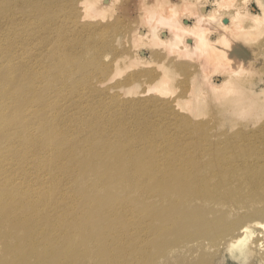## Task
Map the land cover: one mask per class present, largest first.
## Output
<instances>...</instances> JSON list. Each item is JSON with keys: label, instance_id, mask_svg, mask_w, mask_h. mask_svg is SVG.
Instances as JSON below:
<instances>
[{"label": "bare ground", "instance_id": "obj_1", "mask_svg": "<svg viewBox=\"0 0 264 264\" xmlns=\"http://www.w3.org/2000/svg\"><path fill=\"white\" fill-rule=\"evenodd\" d=\"M116 1L0 0V21L2 23L9 18L18 20L20 27L12 29L9 32L11 35L21 32L31 35L33 41L47 40V43L51 36L43 31L46 26L62 27L61 31H71L74 39L60 40L56 46L71 51L72 55L81 54L82 49L92 50L95 53L92 61L103 54L96 41L102 40L104 35L111 37L116 44L125 37H131L134 44L131 62L134 64L142 65L146 61L147 57L139 49L142 45L154 51L165 47L190 56L197 54L196 60L200 59L202 67L210 68L211 73L218 70L221 74L220 84L216 85L211 80V74L207 75L206 83L214 89L225 86L234 91L228 96V101L238 99L240 87L256 79L254 67L261 63L258 51L264 46L263 0H257L261 12L256 14L240 3L243 0H135L138 15L131 21L127 18L121 22L119 30L115 24L120 16H105L109 13L111 17V12L117 8ZM25 11H30V15H24ZM37 23L42 27L41 31L35 29ZM109 44L112 46V43ZM176 44H180L179 49L174 48ZM103 46L109 48L105 44ZM31 48L32 42L23 39L0 43V264H48V253L55 250L59 258L54 264H110L107 258L97 260L89 253L92 243L97 240L110 245L109 241L114 240L119 247L125 248L127 244L122 241L125 233L102 229L101 225H95L96 218L106 217L105 214L126 213L124 223H129L132 213L125 211L123 204H111L103 211L94 208V216H80L75 214L79 213L76 211L66 215L57 213L55 204L70 205L74 210L79 204L93 206L97 196L94 189L102 180H108L126 193L132 192L135 197L146 194L149 190L147 184L146 189L135 192L142 189L144 179L146 181L149 175H153V172L149 174L137 166L146 156L131 157L133 150L139 147L138 153H142L143 149L151 151L155 160H148L154 165L157 162L159 169L171 165L165 172L158 171V176L154 172L155 176L149 178L157 182L153 193L156 202L174 201L176 223L188 214L183 210L182 203L192 201L200 205L202 200L213 198L218 200L222 212L230 217L229 221H223L215 214L216 217L205 219L210 212H203L193 219L201 222L199 236L187 240L184 234H176L167 245L169 249L174 250L177 244L184 243L180 250L187 255L188 262L194 260L196 264H211L222 248L237 251V246L244 243L246 237L251 239L252 251L260 244L264 245V204L246 209L240 203L246 199L243 190H236L238 195L232 191L221 194L223 190H219L220 187L230 188L232 177L238 178L237 185L252 189L264 183V160H260L264 159V148L253 143L244 144L237 146V150L227 151L225 157L216 158L209 167L189 168L204 156L194 149L186 155V160L191 163L172 166V161L180 160L176 154L174 158L165 145L156 146L149 141L152 138H147L149 140L144 144L134 143L136 137L123 123L117 141L114 140L116 151L110 153L111 137L101 134L113 130L108 120L119 104L109 97L113 95H99L95 91L104 79L95 80L92 77V86L89 87H64L67 84L66 75L75 72L74 66L79 63V60H73L71 53L68 55L65 52L62 54H67L66 58L59 55V62L63 61L61 64L65 63V67L60 68L59 62L47 64L44 79L29 77V71L24 67L15 71L16 67L12 66L21 62H31L38 70L42 69L47 58L43 53L27 54L22 51ZM6 52L12 53V57L5 58L3 55ZM81 60L87 61L84 57ZM103 67L98 70H103ZM112 67L116 73L118 64ZM51 70L57 74L55 83L46 81ZM117 95L114 93V96ZM56 99L62 103L53 108L52 102ZM184 101L189 106H195L190 98ZM90 104H98L101 108H88L91 114L83 117H90L93 128H97L94 134L90 131L84 140H77L74 137L81 125L72 122V118L85 113ZM198 110L201 112L202 106ZM95 134L99 141L94 144ZM42 146L46 149L42 150ZM127 151L130 154H126ZM162 151L170 161L160 156L163 153L156 155ZM209 188L214 190L205 191ZM184 190H187L184 196H172ZM79 218L86 224L94 225V232H88V238L84 234L81 240L77 239L84 242L85 247L88 245L85 252L78 247L79 242L72 241L78 226L74 227L71 223ZM126 231L136 237L140 232L139 227L132 224H128ZM180 250L174 253L183 255Z\"/></svg>", "mask_w": 264, "mask_h": 264}, {"label": "rangeland", "instance_id": "obj_2", "mask_svg": "<svg viewBox=\"0 0 264 264\" xmlns=\"http://www.w3.org/2000/svg\"><path fill=\"white\" fill-rule=\"evenodd\" d=\"M134 1L117 0L118 6L116 5L117 8L111 12V17L109 13L105 15L109 18L120 16V20L115 24L118 30L122 27L121 22L128 19H130L128 21H131L138 15ZM240 3L245 4L254 14L261 12L257 0H243ZM16 8L19 9L18 7ZM23 13L28 16L31 12L25 11ZM1 17L2 15L0 14ZM19 27L18 20L9 18L2 23L0 21V32H2L0 43L8 44L21 39L23 41L29 40L32 42V48L22 51L27 54L32 52L43 53L44 58L47 59L42 69L38 70L31 62H21L12 66L16 67L15 71L24 67L29 71L27 74L29 77L40 76L41 79H44V75L47 73V64L59 62V55L64 52L67 54L71 53L72 55L71 51L62 50L56 46L60 40L74 39L71 36V31L63 32L61 31L63 30L62 27H57L56 25L49 27L47 25L45 30H43L50 33L47 36H51L48 38L47 43V40L33 41L31 35H25L21 32H18L19 35H11L9 33L12 29H18ZM35 27L36 30H42V27L38 23ZM101 39H98L96 43L99 44L100 51H103V54L94 61L92 60L95 53L92 50L88 52L86 49L81 50L80 48L78 50H81V54L72 55L73 60H79V63L74 66L75 72L69 76L66 75L65 81L67 84L64 87H70L71 89L89 87L92 86L90 82L92 77L95 80L104 79L101 86L95 88V91L99 95H113L109 97L119 104L111 112L110 119L108 120L113 130L110 133L101 134L103 137H111L113 144L109 150L110 153L116 151L114 148L117 141L116 137L123 123L128 126V129L136 137L133 140L134 143L144 144L146 140H149L147 138H152L149 141L155 145H165L174 158L176 154L180 160L176 162L172 161V166H176V163H191L192 161L186 160V155L194 149L201 151L204 156L201 161L191 165L189 168L195 166L209 167L216 158L225 157L227 151L231 149L237 150V146L244 144L253 143L258 147L264 148V46L258 51L261 54L259 61L261 63L254 67L256 79L243 86L244 89L240 87L238 99L228 101V96L234 94V91L228 90L225 86H217L218 89L209 86L206 83L208 79L207 75L211 74V80L218 85L221 82V74L217 69V71L211 73L209 72L210 68L202 67L200 59L196 60L197 54H191L192 56H190V54H185L178 50L172 51L165 47L154 51L141 43L145 47L140 46L139 49L143 52V56L147 57L145 59L147 64L144 65L145 61L142 62V65L138 63L137 65L131 62L134 46L131 37L121 39L118 44L113 42L111 37L107 35L101 36ZM109 43H112V46ZM104 44L109 48H105ZM175 46L174 48L176 49L180 48V44H176ZM67 54H62L61 56L66 58ZM12 55V53L6 52L3 56L8 58L12 57ZM81 56L87 61L81 60ZM44 58L42 59L44 60ZM116 61L117 63H115ZM62 62L58 63L60 68L65 67V63L61 64ZM84 64H87V67H83ZM113 64H118L119 66L116 73L112 67ZM100 66H104L103 70H98ZM54 71L51 70L49 72L46 78L47 82L55 83L57 81L55 77L57 74H54ZM83 71H85V74ZM87 72L93 75L87 76L89 75ZM218 74L220 76H217ZM215 78H218V80ZM114 93L118 95L114 96ZM185 98H190V101L195 106H189L184 101ZM61 103L60 99L54 100L52 102L53 108H58ZM199 106H202L201 112L198 110ZM72 107L76 106L73 105ZM96 107L101 108L98 104H90L85 113L72 118V122L81 125L75 134V139L84 140L90 131H93L94 134L97 126L93 128L91 118L83 116L91 114V110L88 108ZM93 136L95 137V144L99 140L96 139L97 134ZM115 139L116 141L114 142ZM206 144H209V146ZM45 149V146H42V150ZM139 149L141 148H135L131 157L136 158L137 156L138 158H142L146 156L144 159H141L137 166L149 174L153 172V175L151 174L147 177V182L144 179L142 189L135 192L146 189L147 184L149 190L146 194L135 197L131 195L132 192L126 193L121 189L119 190L108 180H102L94 189L97 192V196L96 204L93 202V206L90 204H79L76 206L77 210H74L70 205L56 203L55 209L57 213H64L66 215L76 211L79 213L75 214L80 216H94L93 209L96 207L103 211L111 204L113 206L123 204L126 209L125 211L132 213L129 223H124L126 213H117L113 216L105 214L106 217L96 218L95 225H101L102 229L106 228V230L111 229L110 231L119 230L124 232L125 235L122 241L127 244L125 248H121L112 240L109 241L110 248L109 244L95 240L92 243L94 251L91 249L89 253L95 255L97 260L99 258H107L110 264H196L194 260L188 262L187 255L180 250L184 243L177 244L174 250L169 249L167 245L173 241V237L176 234H184L187 240L198 237L201 222L194 221L193 219L203 212H210V214L206 215L205 219L216 217L215 214H218V219L223 221L230 220L229 214L222 212L221 205L215 198L202 200L200 205L192 201L189 203L190 201H188L187 203H182L184 205L183 210L188 211V214L183 215L181 222L176 223L173 208L174 201L165 203L156 202L153 193L157 182L149 178L150 176H155L154 172H156L157 176L158 171L160 173L165 172L171 165L166 166L165 169H159L158 166L160 165L157 162L154 165V162L148 160L149 158L155 160L151 151L143 149L142 153H138ZM160 153H163L160 156L165 161H170L165 151L158 152L156 155ZM126 154L130 153L127 151ZM260 160L263 161L264 159L260 158ZM48 163L51 164L50 162ZM54 165L53 162L52 166L54 167ZM257 174L261 175L259 172ZM164 179L167 178L164 177ZM230 180L233 185L226 189L220 187L219 190H223L220 191L221 194L234 192L238 195L236 190H243L244 192H238L245 194L246 199L240 203L246 209L264 204V183H260L255 189H252L246 185H237L239 184L237 177H232ZM236 185L238 187L233 188ZM212 189L209 188L205 191ZM184 192H187V190L179 194H173L172 196H184ZM71 224L74 227L78 226L72 241L79 242L78 247L84 249L82 252H85L86 247L89 248L88 245L85 247L84 242L78 240H81L84 234L88 238V232L90 234L94 232V225L86 224L82 218ZM128 224L139 227L140 232L138 237L127 233ZM257 232L259 234L263 233L262 231ZM209 235L210 233L208 237ZM250 240L246 237L244 243L237 246V251L222 248L220 253L213 258L211 264H264V245L260 244L256 250L252 251L250 249ZM179 250L183 255L174 253ZM57 253V250L51 254L48 253V264L55 263V260L59 258ZM77 264H80V262H77Z\"/></svg>", "mask_w": 264, "mask_h": 264}]
</instances>
